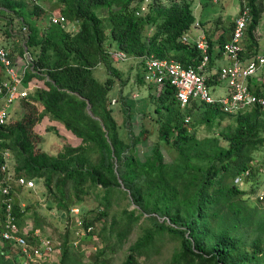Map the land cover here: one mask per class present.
Here are the masks:
<instances>
[{"label":"trees","instance_id":"trees-1","mask_svg":"<svg viewBox=\"0 0 264 264\" xmlns=\"http://www.w3.org/2000/svg\"><path fill=\"white\" fill-rule=\"evenodd\" d=\"M145 1L56 0L59 15L66 18V27L76 26V31L68 32L50 22L43 29L38 28L36 21L28 24L25 45L34 54V71L30 70L25 85L33 79L45 84L18 102L19 120L0 126V151H11L17 177L43 182L62 212H72L74 199L93 196L98 204L97 216L84 217L85 230L94 227L96 233L97 222L109 219L115 198L126 197L137 207L125 209L123 220L114 218L108 226L104 225L100 235L112 246L102 250L90 264H109L106 254L122 249L136 228L147 223L152 224L153 230L144 229L123 264H140L141 258L150 256L158 239L166 235L181 242L180 249L166 264H264V213L260 206L249 204L256 189L264 188L258 181L264 175V160L256 156L264 148V108L251 107L231 115L235 118L233 126L199 140L201 124L212 128L227 114L219 107L204 104H194L182 114L176 90L165 85L151 96L157 112L166 115L163 123L157 121L160 140L177 149L178 159L166 162L157 144L153 154L139 164L136 143L120 136L109 93L121 79V72L111 59V50L142 62L151 55L173 59L184 66L198 65L201 60L195 44L184 40L190 37L196 23L193 0H179L171 5L150 0L146 12L138 14ZM259 2L248 0L252 21L247 35L251 40L261 21ZM27 3L0 0V10L26 23ZM29 13L44 19L43 7L36 6ZM148 28L154 30L151 36L146 34ZM3 35L10 50L12 33L8 29ZM226 35L221 34L219 41H225ZM213 55L212 51L211 64ZM99 66L108 71L104 82L95 74ZM208 83L213 85L214 77ZM257 93L264 95V89H257ZM202 107L200 125L190 131L191 124H186L185 119ZM120 111L125 113L126 123L131 122L132 114L125 101ZM45 118L62 124L80 143L66 144L57 155L47 153L41 147L43 137L35 132ZM2 163L0 156V167ZM247 171L252 186L249 191V185L243 189L234 184L235 178ZM1 175L0 169V178ZM15 211L23 225L27 210L21 213L17 202ZM34 221L35 230H40L37 215ZM244 230L255 234L252 251L243 248ZM73 248L66 234L59 264H87L82 253ZM8 255L7 250L0 248V264H18Z\"/></svg>","mask_w":264,"mask_h":264},{"label":"rangeland","instance_id":"rangeland-1","mask_svg":"<svg viewBox=\"0 0 264 264\" xmlns=\"http://www.w3.org/2000/svg\"><path fill=\"white\" fill-rule=\"evenodd\" d=\"M175 1L179 0H161L164 5H171ZM248 2V0H245ZM244 0H193L194 8L200 6L197 11L194 10L196 16V22H199L202 30L206 32V35L213 40L218 34L221 35L224 32L229 34L235 24V20L239 16V13L243 7ZM262 10L261 21L259 27L254 33V40H251L248 35L244 39V48H246L248 56H253L257 53L264 54V0L258 3ZM29 12L36 8V6L27 3ZM40 7L44 8V19L40 17L30 16L29 12L26 15L27 22L23 23V20L10 15L0 10V29L5 33V30H10L12 38L8 41V47L11 54L19 66L20 73L28 79L30 69L28 67V57L33 60L34 54L29 49L27 50V58L24 49V42L26 35L23 29L29 28L28 24L33 21L37 22V26L43 29L45 25L50 22L51 14L59 15V5L56 0H42ZM203 9V10H202ZM40 18V19H37ZM108 32V26L105 24ZM76 26H68L66 31H76ZM198 30L194 29V33H198ZM3 33V34H4ZM154 30L148 28L146 34L151 36ZM120 70L121 79L117 81L114 88L109 93V97L112 101L116 99V103H112L115 108V117L118 121L119 131L121 138L126 142L136 143V158L139 164H143L145 160L153 154L155 145H160L161 153L166 162H174L178 159V151L171 145H167L160 140L159 125L157 121L161 123L165 121V113H158L157 105L151 95L141 92V98L133 101V106L130 104V98L132 99L133 88L132 86L137 83V78L140 82V75L143 74V62L140 59L130 57L127 61L114 63ZM225 64V62H213L210 65L208 74L216 72L218 68ZM142 72V73H141ZM95 74L100 81H106L108 78V71L105 67L99 66L95 70ZM264 81V78H263ZM45 82L43 80L33 79L27 87L30 92H35L39 88H44ZM259 89H264V83H261ZM224 92L227 91L226 84H221ZM125 101L127 109L132 114L131 122L126 123V115L121 112V103ZM19 105L15 104L12 108L11 119L19 120ZM133 107V108H132ZM204 108L197 109L191 115V127L190 131H193V126L200 125L202 112ZM182 114L186 113V110L181 111ZM235 118L231 115L224 116L218 119L212 128L201 124L198 129L199 140H204L207 137L218 135L226 128L233 126ZM160 123V124H161ZM35 132L43 137L41 147L50 155H57L66 144H72L77 146L80 140L75 137L71 132L66 130L62 124L53 121L49 118H45L43 122L39 123L35 127ZM225 145V142L222 141ZM256 156L264 160V148L256 153ZM14 160H12L13 162ZM14 164V162H13ZM15 165V164H14ZM13 168V166H12ZM259 184L264 185V175L258 179ZM252 187V186H251ZM249 185L248 191L251 190ZM260 190V189H258ZM256 191L251 195L249 204L252 207L260 206V209L264 213V204H260L255 200ZM15 203L18 202L21 210H27V215L23 219V225L28 222H33L34 227L36 225L35 217L37 215V222L41 225L40 234L44 237H49L55 242L62 243L66 234L69 235L71 245L74 246V251H80L85 263L90 264L94 261L97 255L104 250L112 246V243L105 241L104 237L100 234L104 225L108 226L110 222L117 218L123 220L125 216V209L133 210L137 208L126 197L120 196L114 200V208L110 211L109 219L105 221H98L96 225V233L89 236H82V229L79 222H84V217L94 219L97 216L98 204L94 201L93 196H84L82 200L74 199V206L77 212H62L59 210L56 204L53 203L52 196L48 193L47 188L43 182H36L35 190H26L22 188H16L14 190ZM73 206V207H74ZM72 209V210H73ZM148 217V216H144ZM161 222L164 219H160ZM168 223V222H167ZM169 224V223H168ZM84 226V224H83ZM42 228V229H41ZM153 230L152 224L147 223L145 227L138 226L131 237L126 242V245L118 252H112L106 254V258L109 259V264H123L126 260L129 248L137 241V239L144 233V229ZM243 239V248L248 251H252L251 241L255 238L253 231L244 230L241 234ZM81 239V243L76 245V242ZM181 242L171 237L170 235L163 236L158 239L155 249L151 252L147 259L141 258L140 264H166L169 262L175 252L180 249ZM81 255V254H80ZM62 258V249L59 250V254L54 256L47 264H59ZM262 264V262H260Z\"/></svg>","mask_w":264,"mask_h":264},{"label":"built area","instance_id":"built-area-1","mask_svg":"<svg viewBox=\"0 0 264 264\" xmlns=\"http://www.w3.org/2000/svg\"><path fill=\"white\" fill-rule=\"evenodd\" d=\"M34 6H40L42 0H25ZM150 0H146L144 6L138 12H146ZM217 2V0H216ZM252 21L251 9L245 2L235 20V24L228 40L220 42L209 40L199 22L193 25V29L201 31L197 37H186L191 40L201 54L198 65L184 66L173 59H159L148 56L143 59V81L152 86L154 93H159L165 85L176 90V100L182 110L194 104L216 106L227 115H237L245 109L260 106L264 108V95L257 93L250 81L264 72V54L257 53L250 58L244 48L248 27ZM66 18L61 15L51 14L50 23L66 27ZM24 34H29V29H23ZM4 35L0 29V64L3 76L0 78V126H6L11 117L12 108L19 101L28 98L29 88L25 85V77L20 73L19 66L10 50L4 43ZM26 41L24 49L27 58ZM220 54L225 64L216 72L208 74L211 65V52ZM111 59L115 63L127 61L130 57L122 51L111 50ZM247 57V58H246ZM33 60L28 57V67L34 71ZM214 77L215 83L210 85L209 78ZM225 83L227 91L224 92L221 84ZM264 83V82H263ZM113 103H116L113 101ZM186 124H190L191 118L186 117ZM3 163L0 167V248L7 250L9 258L18 264H47L59 254L61 243L55 242L49 237H44L35 230L33 222L21 225L15 211L14 190L22 188L35 190L36 181L25 177H17L13 166V155L9 149L0 151ZM250 172L238 176L234 184L246 189L249 185ZM255 200L264 204V188L255 195ZM24 210H21L23 213ZM77 212L73 209L72 214ZM82 236L94 234L95 228L85 230L83 222L79 224ZM81 243V239L76 245Z\"/></svg>","mask_w":264,"mask_h":264},{"label":"crops","instance_id":"crops-1","mask_svg":"<svg viewBox=\"0 0 264 264\" xmlns=\"http://www.w3.org/2000/svg\"><path fill=\"white\" fill-rule=\"evenodd\" d=\"M198 9H200V6L199 7H197V8H194V10H198ZM203 10V9H202ZM194 31V29L192 30V33H191V37H197V36H199V35H201L202 33H201V31H197L198 33H194L193 32ZM204 31V30H203ZM204 33H205V35H206V32L204 31ZM231 33H232V31L229 33V34H227L226 36H225V41L226 40H228L229 38H230V36H231ZM13 34V33H12ZM207 36V35H206ZM208 37V36H207ZM218 38H220V35L218 34L216 37H214V39H213V41H216V40H218ZM213 61L217 64V62H225L224 61V59H223V57L219 54H217L215 51L213 52ZM249 58L251 57V56H248ZM247 58V57H246ZM142 73V72H141ZM140 77H141V79H140V82H139V80H138V78H137V83H135V85L134 86H132V90H133V94H132V99L130 98V104L133 106V101L134 100H138V99H140L141 98V92L142 93H147L148 95H152L153 93H154V90H153V88H152V86H149V85H147L144 81H143V79H142V74L140 75ZM263 78H264V72H261L255 79H252L251 81H250V83H251V85L253 86V88L255 89V90H257V89H259L260 88V86H262L261 85V83H263L264 81H263ZM102 82H104V81H102ZM134 99V100H133ZM114 101L115 102H117L116 101V99H114ZM133 108V107H132ZM132 118H134V117H132Z\"/></svg>","mask_w":264,"mask_h":264}]
</instances>
